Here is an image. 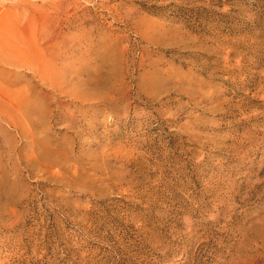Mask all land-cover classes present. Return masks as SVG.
I'll return each mask as SVG.
<instances>
[{"label": "rangeland", "instance_id": "1", "mask_svg": "<svg viewBox=\"0 0 264 264\" xmlns=\"http://www.w3.org/2000/svg\"><path fill=\"white\" fill-rule=\"evenodd\" d=\"M0 264H264V0H0Z\"/></svg>", "mask_w": 264, "mask_h": 264}]
</instances>
